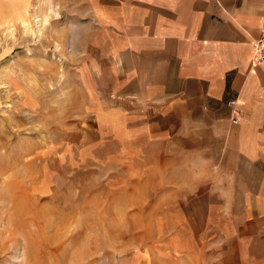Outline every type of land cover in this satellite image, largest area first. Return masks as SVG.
<instances>
[{
    "label": "rangeland",
    "instance_id": "obj_1",
    "mask_svg": "<svg viewBox=\"0 0 264 264\" xmlns=\"http://www.w3.org/2000/svg\"><path fill=\"white\" fill-rule=\"evenodd\" d=\"M24 2L0 0V264H264L261 206L231 220L164 164L92 13Z\"/></svg>",
    "mask_w": 264,
    "mask_h": 264
},
{
    "label": "crops",
    "instance_id": "obj_2",
    "mask_svg": "<svg viewBox=\"0 0 264 264\" xmlns=\"http://www.w3.org/2000/svg\"><path fill=\"white\" fill-rule=\"evenodd\" d=\"M76 1L102 29L130 92L160 117L152 128L167 139L164 164L192 174L189 187L227 206V218L258 205L264 219V61H252L264 0Z\"/></svg>",
    "mask_w": 264,
    "mask_h": 264
},
{
    "label": "built area",
    "instance_id": "obj_3",
    "mask_svg": "<svg viewBox=\"0 0 264 264\" xmlns=\"http://www.w3.org/2000/svg\"><path fill=\"white\" fill-rule=\"evenodd\" d=\"M252 61L254 63H261L264 61V29L261 31L259 37L253 42ZM227 105L231 109L232 122L237 123L239 120V114L236 101L229 100Z\"/></svg>",
    "mask_w": 264,
    "mask_h": 264
},
{
    "label": "bare ground",
    "instance_id": "obj_4",
    "mask_svg": "<svg viewBox=\"0 0 264 264\" xmlns=\"http://www.w3.org/2000/svg\"><path fill=\"white\" fill-rule=\"evenodd\" d=\"M37 16V15H36ZM37 20V19H36ZM40 21V20H39ZM47 21V20H46ZM37 23H39L38 22V20H37ZM39 31V27H37V29L36 30H34V33H36V32H38Z\"/></svg>",
    "mask_w": 264,
    "mask_h": 264
}]
</instances>
